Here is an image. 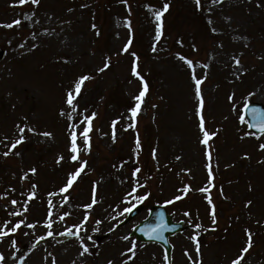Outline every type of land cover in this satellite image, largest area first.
Here are the masks:
<instances>
[{
	"label": "rangeland",
	"instance_id": "obj_1",
	"mask_svg": "<svg viewBox=\"0 0 264 264\" xmlns=\"http://www.w3.org/2000/svg\"><path fill=\"white\" fill-rule=\"evenodd\" d=\"M162 1L165 0H127L125 4L122 0H40L39 5L14 6V0H0V25L15 19L22 22L13 28L0 27V50L5 53L0 61V139H15L17 124L53 133L52 138L27 133V141L18 146L19 156L4 157L2 153L7 148L0 145V195L8 193L7 198H0V226L5 221L15 223L21 219L9 213L23 210L30 191L38 194L41 189L43 196L29 203V211L23 217L26 224L36 223L37 227L22 226L0 242V253L8 258V264H20L21 257L24 264H51V257L45 260L48 253L58 264H107L109 259L119 264L120 252L130 247L132 241L136 242L137 254L129 264H165L162 247L130 237L133 227L147 217L149 206L156 203L168 206L175 220L190 224L186 231L171 238V264H190L184 255L186 249L195 260V243L189 237L197 232L203 264H230L244 246L245 228L254 233V246L242 264H264V150L259 149L264 136L259 140L252 136L241 139L249 129L238 119L249 93H255L251 101L264 104V6L257 7L264 0H223L222 4L202 0L199 11L194 0H170L173 6L165 14L167 33L157 43L154 12L161 8ZM126 18L131 20V31L137 36L132 38L130 51L140 56L141 72L149 74L151 80V91L137 117V128L127 131L124 127L132 122L131 114L119 101L131 100L135 104L133 97L138 95L141 83L131 74L133 57L121 52L131 34L125 26ZM209 18L212 25L207 22ZM190 26L193 27L188 30ZM212 27L218 33H213ZM180 40L183 46L177 43ZM154 44L156 52L152 51ZM177 53L199 62L198 75L208 73L202 86L207 127L219 129L210 141L216 185L211 192L217 209L216 231L194 228L197 223L211 227L205 194L195 191L207 186L208 175L205 146L200 143L202 134L194 115L193 81ZM233 56L241 57L243 73H236ZM106 57H111L110 69L97 73ZM203 63L210 68L202 69L199 65ZM81 74H91L95 79L86 82L79 99L80 109H87L86 114L96 111L98 117L90 134L92 151L81 153L88 161V169L70 190L69 203L60 208L61 196L49 197L48 193L58 191L55 188L64 183L68 172L78 164L68 159V121L58 113L65 107L66 88ZM116 91L121 95L119 99L113 96ZM232 93L236 96V111L228 100ZM117 118V139L113 143L112 121ZM137 131L142 143V173L133 177L132 170L137 166ZM153 149L157 150L156 159ZM60 154L65 161L58 165ZM177 156L181 159L177 160ZM121 164L124 166L120 167ZM32 167L37 168V174L29 173L28 180H21ZM93 182L97 183L98 203L86 210L81 205L91 203ZM33 184L38 187L32 189ZM185 185L193 191L182 200L166 203L182 195L180 190ZM148 193L147 200H136ZM12 199L20 204L11 205ZM49 199L57 205L53 209L54 235L37 243L48 231L44 221ZM249 200L252 204L245 207ZM139 202L144 209L129 223L117 227L127 215H120L123 209ZM65 211L71 212V216L61 222L57 213ZM86 211H90L91 218L85 227L93 240L85 242L93 254L80 257L77 239L60 233L81 222ZM186 212L191 215L185 216ZM97 220L103 223L96 225ZM96 227L98 232L93 231ZM110 228L115 230L109 231ZM125 235L129 240L122 239ZM98 237L101 240L96 241ZM13 239L17 241L16 248L11 247Z\"/></svg>",
	"mask_w": 264,
	"mask_h": 264
},
{
	"label": "snow or ice",
	"instance_id": "obj_2",
	"mask_svg": "<svg viewBox=\"0 0 264 264\" xmlns=\"http://www.w3.org/2000/svg\"><path fill=\"white\" fill-rule=\"evenodd\" d=\"M125 4H127V0H122ZM212 4H222L223 0H211ZM26 4H32V5H39L40 0H14V6H24ZM194 4L196 7V10L199 11L202 8V0H194ZM171 2L170 0H165L162 7L159 10H156L154 12V19L156 22V28L155 32L156 35L154 37L155 42H159L162 37L164 36V29H165V23H164V17L165 14L170 11L171 8ZM264 6V4L258 3L257 7ZM83 7H87V5H83ZM151 7V6H148ZM209 12H211V9H208ZM130 12V9H129ZM35 15V13H33ZM28 19H31V17H28ZM208 24L212 25L213 21L211 18L208 19ZM20 19H15L11 23L0 25V27L5 28H13L14 26H20L21 25ZM125 26L129 29V32L131 33L132 29V22L130 19H125ZM92 28L96 29V35H100V31L95 23L92 24ZM211 31L213 33H218V29L215 27L211 28ZM177 43L181 44L183 46V41H177ZM35 46V45H34ZM133 46V39L131 37V34L129 36V39L127 42L123 45L121 52L130 54L133 57L132 67H131V74L133 77H136L140 83L141 88L139 90L138 95H135L133 97V100L135 101L134 106L128 109V111L131 114V123L125 125L124 130L127 131L128 129L136 130L137 128V117L140 114L142 110V105L144 103V100L146 96L149 93V82L145 79L144 75L141 73V65H140V56L135 51H130ZM220 47H223L221 44ZM193 49L196 50V46L193 45ZM152 51L156 52L157 48L155 44L152 47ZM176 57L179 61L183 62L184 65L187 66V68L190 70V76L191 80L193 81V88H194V97L196 100V107L194 115L198 119V128L200 133L202 134V138L200 139V143L205 146V158H206V164L205 168L208 175V182L207 186L200 187L198 189H195V191H198L200 193L205 194V199L210 206V219H211V227L210 228H204V226L200 223H197L194 225L195 229H202L204 231H216V228L218 226V219H217V209L216 204L214 203L213 196L211 194L212 189L216 187L214 181H215V174H214V163H213V151L212 146L210 145V141L214 139L219 133V129L213 131L210 130L207 127V120H206V98L205 93L203 91V85L208 79V73L205 71L202 74L197 73V64L199 62L194 61L193 59L185 56L182 53H177ZM232 60L234 61V68L236 73H243L245 69H243L242 66V59L239 56H233ZM67 62V61H65ZM202 69H209L210 65L208 63H203L199 65ZM111 67V57H106L103 63L102 67H98L96 69L97 73H104L106 70L110 69ZM95 79L94 76L91 74H81L79 75L70 85L68 88H66L64 93V105L65 107L60 108L58 115L61 118H66L68 121V134H69V146L68 151L70 153V156L68 159L73 164H78V167H75L72 171L68 172L66 176L65 183L62 187L58 189L56 192H50L48 193L49 197H55V196H61V201L59 202V207L63 208L65 204H68L70 201V190L73 189V187L78 183V181L81 179L82 174H85L86 169H88V161L86 159H83L81 156L82 152L91 153L92 151V136L90 135L93 132L94 129V121L98 117V113L96 111H92L90 114L87 113V109L81 110L79 106V99L82 96V91L85 89L86 82L91 81ZM255 95V93H249L248 97L244 98L243 102V108L241 110V114H239L238 119L241 124H246V126L251 129H256L258 131H248L245 132L244 135L241 137V139H244L245 137L252 136L255 137L257 140L261 139V136H264V109H261L259 107H252L251 106V100L250 97ZM235 93H232L228 96V100L233 103V111H236V104H235ZM155 107V105H153ZM246 115L251 118V123H248L246 120ZM24 120H27V117H24ZM119 124V118L112 121V140L113 143L116 142L117 134H116V126ZM81 126H83L81 128ZM17 133L15 139H11L8 136H4L3 139H0V145H4L7 150L2 153L4 157H8L10 155H16L19 156L20 152L17 151L18 146L25 143L28 139L27 133H31L33 135L42 136L44 138H52L53 133L50 131H38L34 126H31L29 124H17ZM8 141V143H5ZM80 141V143H78ZM81 144L83 147H81ZM142 149V143L140 134L137 131L136 132V139H135V149H134V156H135V163L137 166L132 170V176L138 177L142 173V168L139 166V156L140 151ZM259 149L264 150V143L259 144ZM156 149H153L152 155L153 159H156ZM245 158L247 157V154H245ZM177 160L181 159L179 156L176 157ZM65 161V156L63 154H60L57 157L56 163L58 165L62 164V162ZM261 163H264V161H261ZM124 165L121 164L120 167H123ZM218 166V165H217ZM115 167V165H114ZM187 171H191L190 169ZM29 173L32 175L37 174V168L32 167L28 170V172H25L23 176L21 177V180H28L29 179ZM32 189H36L38 186L33 184ZM96 190H97V183L93 182V191H92V201L91 203L81 205L82 208L86 210H90L93 208V206L98 203L96 199ZM135 190V189H134ZM12 192H15V189H11ZM182 195H177L174 200H169L166 203L171 204L175 201H179L184 199L188 195L189 192L193 191L190 185H185L181 190ZM220 193L223 195V188H220ZM67 194V195H63ZM131 195V193H129ZM150 193L137 196L136 200L143 202L148 199ZM8 193L5 192L3 195H0V198H7ZM37 198V191L32 190L27 194V198L25 202L22 205V211L19 210H13L9 213L12 217H21V219L17 220L15 223H13L11 220L5 221L2 226H0V242L3 241L4 238L10 237L12 234L16 233L19 229H21L22 226H27L30 229H35L37 227L36 223H28L26 224V220L24 217V213H27L29 211V203ZM227 198V197H225ZM11 205L16 206L20 204V201L17 199L11 200ZM252 204V201L249 200L246 202L245 207H249ZM7 207V206H5ZM57 205L53 203L51 199L48 201V214L44 221V227L48 229L46 236H40L37 240V243H39V240H44L47 237H52L54 235L53 231L51 230L53 228L54 219H53V209L56 208ZM133 211L132 207H125L123 211L120 213V215H124L125 213H131ZM158 219L159 223L155 225H146L144 228L140 229L150 240L151 239H159L163 240V232L168 227L167 223L164 220V214L158 213ZM185 216H190L191 214L186 212L184 213ZM71 216V212L65 211L62 213H57V217L59 221L63 222L67 217ZM91 218L90 211H86L85 215L83 217V220L75 225H72L68 227L63 233H60L61 235H67L75 237L79 243L80 251L79 256L84 257L86 255H92V251L90 250L89 245L85 242L86 240L92 241L93 237L90 235H87V229L86 225L89 222ZM112 219H116V217H112ZM96 225H99L103 223V221L97 220L95 221ZM259 223V221H257ZM75 229V230H74ZM114 228H110L109 231H114ZM94 232H98L99 228L96 227L93 229ZM226 231V229H225ZM81 233H84V235H81ZM244 233L246 236V241L244 242V246L240 250V254L237 255L234 259L231 260L230 264H242V262L245 260L246 254L250 252V250L254 246V233L249 228L244 229ZM25 235H28V233H25ZM199 232L196 234H193L189 237L190 240H192L195 243V253L196 258L194 260L193 256L188 252V250H185L184 255L187 257L190 264H203L202 261V252H201V242L199 239ZM124 240H129V236L125 235L122 237ZM17 241L13 239L11 241V247L16 248ZM34 247V246H33ZM137 254V245L135 241L131 242V246L128 247L125 251L120 252L121 259L119 260V264H129L130 261L134 260ZM49 257H51V264H58L56 258L52 255V253H48V255L45 257V260H47ZM15 258V257H13ZM163 260L165 264H171V261L169 260V256L167 251L164 253ZM0 264H8V258H6L3 253H0ZM20 264H24V257L20 258ZM75 264V262H73ZM107 264H117L116 261L113 259H109L107 261Z\"/></svg>",
	"mask_w": 264,
	"mask_h": 264
},
{
	"label": "water",
	"instance_id": "obj_3",
	"mask_svg": "<svg viewBox=\"0 0 264 264\" xmlns=\"http://www.w3.org/2000/svg\"><path fill=\"white\" fill-rule=\"evenodd\" d=\"M4 53L0 51V60L3 58ZM252 107H259L261 109H264V105L262 103H251ZM247 121L248 123H251V118L249 116L246 115ZM253 131H258L256 129H251ZM141 210V206H137L133 209V211L131 213H129L128 217L125 219V221L121 224L127 223L129 222L139 211ZM158 213H163L164 214V220L167 223L168 227L164 230L163 232V236L164 239L163 240H159V239H149L142 231H140V229L144 228L146 225H155L157 223H159V219H158ZM183 221H180L178 223L173 221V218L171 215H168L167 211L165 210L164 207L162 206H153L150 210V215L147 219H145L142 223H140L139 225H137L135 227L134 232L131 235H137V239L142 240L144 242H149V241H157L160 244H162L169 256V260L171 258V252H172V245L169 243L168 238L170 235H173L179 231H183L184 230V225H183Z\"/></svg>",
	"mask_w": 264,
	"mask_h": 264
},
{
	"label": "trees",
	"instance_id": "obj_4",
	"mask_svg": "<svg viewBox=\"0 0 264 264\" xmlns=\"http://www.w3.org/2000/svg\"><path fill=\"white\" fill-rule=\"evenodd\" d=\"M189 23H191V22H189ZM186 25H188V22L187 23H185ZM191 27V28H190ZM190 27H188L189 29H192V27L193 26H190ZM120 93L119 92H117V93H115L114 95H117V97H115L116 99H119L121 96L119 95ZM113 95V96H114ZM113 100H114V97H113ZM120 103H123V106H127V105H125L126 103L128 104L129 103V105L127 106V107H130V102H128V101H126V102H124L123 100H121V101H119ZM114 103H116V102H114ZM117 104V103H116Z\"/></svg>",
	"mask_w": 264,
	"mask_h": 264
}]
</instances>
